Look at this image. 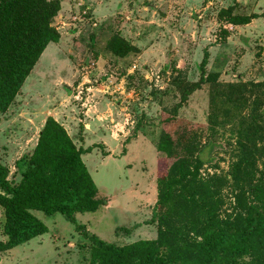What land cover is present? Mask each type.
<instances>
[{"label": "rangeland", "instance_id": "1", "mask_svg": "<svg viewBox=\"0 0 264 264\" xmlns=\"http://www.w3.org/2000/svg\"><path fill=\"white\" fill-rule=\"evenodd\" d=\"M59 3L51 22L58 40L47 45L14 101L0 111V161L7 179L17 184L52 117L80 149L105 203L95 212L76 214L87 237L60 213L31 210L47 231L0 251V264H87L89 236L118 246L158 240L162 223L166 236L185 249L196 239L188 229L198 231L202 219L197 217L191 229L183 210L173 207L174 198L160 204L159 177L176 156L196 155L204 145L202 156L212 162L201 168V177L223 175L217 214L234 217L241 182L232 172L240 149L239 128L232 122L244 114L237 113L238 103L231 100L237 96L226 84L264 80V0ZM242 17L248 20L239 21ZM210 74L222 85L209 81ZM249 88L241 94L248 100L257 95ZM212 98L218 114L222 109L218 123L231 124L210 130ZM249 107L242 109L245 115ZM164 133L173 140L172 159L158 150ZM257 165L254 174L260 177L264 164ZM178 187L173 186V196ZM7 240L0 205V247ZM257 248L233 259L220 252L216 264H264Z\"/></svg>", "mask_w": 264, "mask_h": 264}, {"label": "trees", "instance_id": "2", "mask_svg": "<svg viewBox=\"0 0 264 264\" xmlns=\"http://www.w3.org/2000/svg\"><path fill=\"white\" fill-rule=\"evenodd\" d=\"M59 9V0H0V111L14 101L47 45L58 40V31L51 22ZM247 20L242 17L239 21ZM208 77L216 86L222 85L217 83L216 74ZM226 86L237 96L231 100L238 103L237 113L244 114L242 121L223 119L224 122L218 123L222 109L218 114L212 98L208 122L210 130L231 124L228 122L239 128V160L232 171L233 178L241 182L237 184L239 193L236 195L239 211L228 219L217 214L220 206L217 196L220 197L225 178L220 173H213L207 179L201 177V168L212 162L211 158L207 160L202 156L207 145L196 149V155L188 151L184 156L175 157L173 140L164 133L159 138L158 150L167 158L177 160L159 177L158 202L164 205L174 198L173 207L183 210L185 223L191 229L196 218H201L202 227L198 231L188 229L190 234L195 233L197 240L182 249L166 236L163 223L158 240H138L124 246L91 235L87 264H216L220 252H228L233 259L254 253L257 246L262 248L261 262L264 260V173L261 172L260 177L254 174L258 160L264 164V80L227 83ZM246 86L257 93L250 100L241 95ZM217 93L215 89L213 96ZM247 105L250 112L245 115L242 109ZM210 142L212 140L207 143ZM27 166L19 182L12 184L7 179L6 166L0 161V205L4 207L8 236L0 251L47 231V226L31 210H40L45 215L60 213L76 231L87 237L86 227L77 221L76 214L95 212L105 200L97 197V187L82 161L80 149L54 118L49 117L40 131ZM175 185H181L182 189L173 196ZM164 217L161 215V220ZM229 264H233L232 261Z\"/></svg>", "mask_w": 264, "mask_h": 264}]
</instances>
